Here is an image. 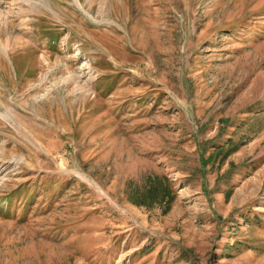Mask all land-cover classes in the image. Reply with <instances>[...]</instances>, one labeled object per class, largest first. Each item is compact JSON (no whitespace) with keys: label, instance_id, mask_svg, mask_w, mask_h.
<instances>
[{"label":"rangeland","instance_id":"obj_1","mask_svg":"<svg viewBox=\"0 0 264 264\" xmlns=\"http://www.w3.org/2000/svg\"><path fill=\"white\" fill-rule=\"evenodd\" d=\"M4 28L0 264H264V0H0ZM156 175L165 214L132 202Z\"/></svg>","mask_w":264,"mask_h":264},{"label":"trees","instance_id":"obj_2","mask_svg":"<svg viewBox=\"0 0 264 264\" xmlns=\"http://www.w3.org/2000/svg\"><path fill=\"white\" fill-rule=\"evenodd\" d=\"M133 201L137 205L144 206L146 208H153L158 206L161 209V213H167L174 201L175 194L168 180L162 179L156 175L152 178L151 186L138 194H132Z\"/></svg>","mask_w":264,"mask_h":264},{"label":"bare ground","instance_id":"obj_3","mask_svg":"<svg viewBox=\"0 0 264 264\" xmlns=\"http://www.w3.org/2000/svg\"><path fill=\"white\" fill-rule=\"evenodd\" d=\"M7 14V13H6ZM5 20V19H4ZM9 21V20H8ZM11 22V21H10ZM1 24H3L2 22H1ZM4 25H6V24H4ZM6 27V26H5ZM7 28V27H6ZM6 28H4V29H0V61H1V59H2V56L3 55H5V54H9L10 55V53H13L15 50L13 49V47H12V45H11V43H9L8 42V37H6V38H4L3 36H4V34H5V32L6 33H8V31H5V30H7ZM21 40V39H20ZM20 40H18V41H15L14 40V43H17V44H19L20 45V47H22V46H26V47H28L27 45H26V42L25 41H20ZM16 46V45H15ZM26 47H23V48H26ZM30 48V47H29ZM8 56V55H7ZM4 57V56H3Z\"/></svg>","mask_w":264,"mask_h":264}]
</instances>
